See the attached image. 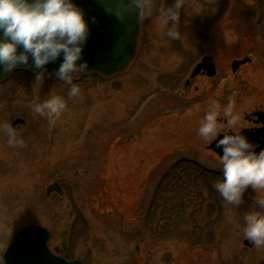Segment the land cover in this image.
Masks as SVG:
<instances>
[{
	"label": "rangeland",
	"instance_id": "1",
	"mask_svg": "<svg viewBox=\"0 0 264 264\" xmlns=\"http://www.w3.org/2000/svg\"><path fill=\"white\" fill-rule=\"evenodd\" d=\"M185 3L184 43L166 41L155 16H146L130 69L82 76L81 95L68 99L53 127L31 106L53 90L67 99L56 76L36 85V74L19 71L0 86V123L24 142L10 148L0 134V259L19 231L42 226L51 249L68 230L66 257L85 264H264V248L243 245V214L256 193L249 188L239 208L226 205L213 187L222 178L218 159L198 135L211 101L223 106L232 97L244 124L245 114L264 110L263 0ZM205 54L217 76L190 79ZM181 160L201 173L182 164L175 176ZM185 173L203 181L188 185ZM55 182L63 197H46Z\"/></svg>",
	"mask_w": 264,
	"mask_h": 264
},
{
	"label": "clouds",
	"instance_id": "2",
	"mask_svg": "<svg viewBox=\"0 0 264 264\" xmlns=\"http://www.w3.org/2000/svg\"><path fill=\"white\" fill-rule=\"evenodd\" d=\"M108 2L111 6L105 11L121 24L133 16L138 22L146 16H155L158 25L165 29L166 41L184 43L187 38L180 31L181 14L186 10L185 0H174L171 6L159 8L153 0ZM89 36V22L74 0H0L2 74L12 72L20 65H28L30 57L36 69H44L62 57L56 78L63 82L61 88L67 89V99L53 90L42 102L31 106L34 114L47 119L49 127L55 126L67 110L68 99L81 95L80 83L76 81L88 74L89 65L78 62L82 60ZM35 79L36 85H40L45 74L38 72ZM244 129L246 125L240 113L235 111V101L229 97L223 106L216 101L209 103L200 121L198 135L208 144L215 143V148L222 152V155L215 152L222 178L217 179L213 187L223 202L239 208L249 188L256 193L255 206L243 214L242 231L244 240L261 249L264 248V149L257 152L258 145L242 134ZM0 134L6 136L8 147L23 146V139L18 137L17 128L12 124L0 123Z\"/></svg>",
	"mask_w": 264,
	"mask_h": 264
},
{
	"label": "water",
	"instance_id": "3",
	"mask_svg": "<svg viewBox=\"0 0 264 264\" xmlns=\"http://www.w3.org/2000/svg\"><path fill=\"white\" fill-rule=\"evenodd\" d=\"M74 3L84 11L90 27L89 40L84 47L82 60L78 63L87 62L89 72H97L105 77L113 76L127 69L137 51L141 22H138L133 16L125 24L119 23L114 16L105 11L111 6L108 0H74ZM18 51H22V49ZM250 60V58L241 61L235 60L232 65L233 71L236 72ZM210 61V58H205L195 69L192 78L197 76L202 69L207 71L209 77H214L217 71L215 65ZM61 63L62 57L56 62L46 65L44 69H36L30 57L28 65H20L10 73L2 74L0 72V84L6 82L18 69L55 76ZM256 115L264 123V113ZM242 134L246 135L250 142L258 145L257 152L264 149V128L255 134H249L248 131H244ZM209 149L222 155L221 150L215 148V143ZM53 192L63 195V190L58 183L48 187L47 196ZM50 238L51 232L47 228L33 227L23 230L6 252L3 264H84L78 260L68 262L55 256L47 245ZM62 238L66 239L65 234H62ZM245 243L248 246H254L249 241H245ZM65 250L66 243L64 241L62 252Z\"/></svg>",
	"mask_w": 264,
	"mask_h": 264
},
{
	"label": "trees",
	"instance_id": "4",
	"mask_svg": "<svg viewBox=\"0 0 264 264\" xmlns=\"http://www.w3.org/2000/svg\"><path fill=\"white\" fill-rule=\"evenodd\" d=\"M261 5H262V10H263V15H264V0H263V3H261ZM263 19H264V16H263ZM259 25H260V27H259V30H260V32L261 33H263L264 34V23L262 22V21H260V23H259ZM189 163H190V165H189ZM182 164H186V165H188V166H190V167H194L195 165L197 166V167H195V168H197V170H198V173L200 172L201 173V171L199 170V167H198V165L195 163V162H192V161H179V163H177L175 166H174V170H171V173H173L175 176H177L176 175V171L178 170V168L180 167V165H182ZM198 175V174H197ZM174 176V182H175V184H176V186L177 187H180V182H179V179L177 178V177H175ZM185 177H186V182L188 183V185H191V184H193V185H195V187H198L199 186V184H200V182H198V180L200 179V181L202 180L199 176H197L196 178H193V175H191V174H187V173H185ZM203 181V180H202ZM150 219H151V217H150ZM170 219H172V217L170 216ZM151 233H153V230L151 231ZM154 233H155V231H154Z\"/></svg>",
	"mask_w": 264,
	"mask_h": 264
},
{
	"label": "flooded vegetation",
	"instance_id": "5",
	"mask_svg": "<svg viewBox=\"0 0 264 264\" xmlns=\"http://www.w3.org/2000/svg\"><path fill=\"white\" fill-rule=\"evenodd\" d=\"M216 69H217V67H216ZM218 72H219V70L217 69V74H218ZM200 76L201 77H207V74H206V72H202L200 74ZM258 112H264V110L263 111L262 110H259V111L254 110V111L244 115L245 116V122H246L245 123L246 129H244L243 131H248V132L256 131L263 126V124L260 122L259 118L257 116H254ZM230 131H232V130H230ZM12 242L5 248L4 252L2 253L1 259H0V264L3 262L4 254H5L6 250L8 249V247L12 244Z\"/></svg>",
	"mask_w": 264,
	"mask_h": 264
},
{
	"label": "bare ground",
	"instance_id": "6",
	"mask_svg": "<svg viewBox=\"0 0 264 264\" xmlns=\"http://www.w3.org/2000/svg\"><path fill=\"white\" fill-rule=\"evenodd\" d=\"M133 70V69H132ZM216 76H217V74H216Z\"/></svg>",
	"mask_w": 264,
	"mask_h": 264
}]
</instances>
